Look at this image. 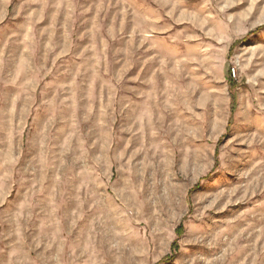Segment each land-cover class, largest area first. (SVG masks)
I'll use <instances>...</instances> for the list:
<instances>
[{"label":"rangeland","instance_id":"rangeland-1","mask_svg":"<svg viewBox=\"0 0 264 264\" xmlns=\"http://www.w3.org/2000/svg\"><path fill=\"white\" fill-rule=\"evenodd\" d=\"M0 264H264V0H0Z\"/></svg>","mask_w":264,"mask_h":264}]
</instances>
